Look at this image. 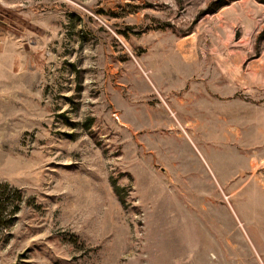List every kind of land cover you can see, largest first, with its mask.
Listing matches in <instances>:
<instances>
[{"label": "rangeland", "instance_id": "374dc122", "mask_svg": "<svg viewBox=\"0 0 264 264\" xmlns=\"http://www.w3.org/2000/svg\"><path fill=\"white\" fill-rule=\"evenodd\" d=\"M6 186L0 264H264V0H0Z\"/></svg>", "mask_w": 264, "mask_h": 264}, {"label": "trees", "instance_id": "16d2710c", "mask_svg": "<svg viewBox=\"0 0 264 264\" xmlns=\"http://www.w3.org/2000/svg\"><path fill=\"white\" fill-rule=\"evenodd\" d=\"M1 188L2 187H0V190H1ZM4 194L10 195V191H8V187L7 186L5 187V189L3 190V192L0 193V198H2V196ZM5 209H6V206L0 200V226H2V225L9 226L11 224L15 212L18 210V206L17 205L14 206L13 209L10 211V213H8V214H10L9 217H6V215H4Z\"/></svg>", "mask_w": 264, "mask_h": 264}]
</instances>
